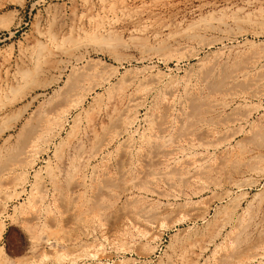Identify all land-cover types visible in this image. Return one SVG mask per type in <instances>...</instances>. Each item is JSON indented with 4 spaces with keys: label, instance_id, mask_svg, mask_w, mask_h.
Listing matches in <instances>:
<instances>
[{
    "label": "rangeland",
    "instance_id": "rangeland-1",
    "mask_svg": "<svg viewBox=\"0 0 264 264\" xmlns=\"http://www.w3.org/2000/svg\"><path fill=\"white\" fill-rule=\"evenodd\" d=\"M0 264H264V0H0Z\"/></svg>",
    "mask_w": 264,
    "mask_h": 264
}]
</instances>
